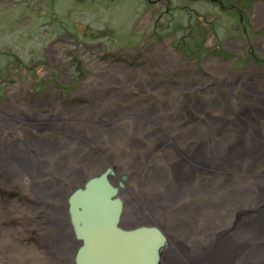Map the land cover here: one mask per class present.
Segmentation results:
<instances>
[{
	"label": "rangeland",
	"instance_id": "rangeland-1",
	"mask_svg": "<svg viewBox=\"0 0 264 264\" xmlns=\"http://www.w3.org/2000/svg\"><path fill=\"white\" fill-rule=\"evenodd\" d=\"M263 47L264 0H0V136L5 137L0 144L9 138L2 134L3 128L10 127L9 122L15 120L18 109L25 108L27 99H41L36 105L39 112L44 108L54 112L45 122L49 130L41 126L37 134H25L22 140L27 146H13L14 153L5 150V145L0 146V202L14 204L17 212L0 221V230L7 227L4 224L10 228L9 235H0V264H32L36 258L46 257L53 250L44 244L45 236L52 234H46V229L57 235H70L75 243V256L80 241L74 232L66 233L63 213L55 211L64 209L69 213V198L63 196L83 182V174L72 167L78 166L79 155L89 152L90 142L96 141L115 151L119 148L120 139L113 141L103 129L110 116L124 117L122 122L131 125V116L146 106L147 111H143L146 115L151 113L166 122L174 118L177 123L193 127L191 132L198 136L193 143L196 148L211 152L216 146L221 154L215 157L232 163L239 161L233 152L241 145L263 147ZM229 75L237 77L234 83L229 82L226 77ZM132 82L133 89L129 87ZM224 90L231 93L234 104L230 106L234 110L211 127L212 119L199 111L215 106L223 109L230 100L223 95ZM117 93L125 95L121 96L125 97L124 103L104 107L107 100L117 99L114 97ZM97 106L104 114L93 117L92 110ZM80 107L88 111L83 113L86 116L75 114L81 112ZM69 117L73 119L70 121ZM37 121L33 120L32 127H36ZM227 123L239 124L243 129L231 134L224 129ZM195 124L200 125L194 127ZM202 124L209 128V134L207 128H203L205 132L199 128ZM257 141L260 142L253 144ZM35 142L37 145H32ZM39 155L63 162L61 172L69 183L63 185L61 193L57 189L53 192L50 186L40 189L33 186L34 194L28 193L20 188L22 183L12 180L20 174L16 166L24 159L48 163L36 158ZM173 163L177 165V161ZM177 167L185 170L181 164ZM118 171L122 178L125 174L130 178L127 171L120 167ZM172 173L167 171L163 175L169 177ZM232 173L224 171L227 179ZM194 175L190 182L192 179L196 185L214 181L205 175L200 176L199 183V174ZM56 179L60 184L58 175ZM132 183L136 184L123 187L121 193L126 211L141 189L138 182ZM216 186L219 187L217 183ZM249 188L245 184L243 194L237 189L238 201L240 197H249ZM186 200L185 204L174 206L179 208L176 213L187 210L189 200ZM42 201L50 207L57 201V205L43 215L37 212L24 215L34 210L31 203L42 206ZM260 206L250 212L257 210V217L264 219V201ZM238 215L241 222L236 224L237 229L248 230L253 218L248 213ZM139 222L127 220L124 215L126 226ZM163 229L170 232L167 224ZM34 236H39L42 244L38 250L31 243ZM174 236L177 237L174 240H182L178 244H184L176 253L185 252L187 256L196 254L203 241L209 244L214 241V235L212 240H206L211 235ZM3 239L7 241L6 247ZM250 242L256 245L253 239ZM52 245L56 250L55 261L62 264L72 248L65 245L60 251L57 242ZM61 252L65 254L63 260Z\"/></svg>",
	"mask_w": 264,
	"mask_h": 264
},
{
	"label": "bare ground",
	"instance_id": "bare-ground-1",
	"mask_svg": "<svg viewBox=\"0 0 264 264\" xmlns=\"http://www.w3.org/2000/svg\"><path fill=\"white\" fill-rule=\"evenodd\" d=\"M226 77L230 83H234L237 78L230 75ZM122 81L127 82L126 80ZM231 86L233 85L231 84ZM129 87L133 89V82L129 84ZM223 95L228 96V99H230L226 101L223 109H218L215 106L214 108H202L199 111L212 119L211 127H213V124L218 125V123H221V119L230 116L228 112L234 110V106H230V104H234L231 93H225L224 90ZM121 96L125 95L123 93L115 94L114 97L117 99L107 100L103 106L106 107L116 102L124 103L125 97L122 98ZM40 100L33 97L27 99L26 102L28 103L25 102V108L18 109L14 114V118L12 117L15 120L9 122L10 127L8 129L3 128L2 134L9 136V138L4 142L5 144H0V146L5 145V150H8L9 153H14L12 151L13 146H19V148L23 145L24 147L27 146L22 138H25L28 133L37 134L38 131L36 130H39L41 126H45L49 130L45 122L54 116V112H48V109L45 110V108L39 112L36 105L40 104ZM98 107L92 110L93 117L104 114V111L97 110ZM82 108H79L81 112L75 114L82 117L86 116L83 113L88 111H84ZM141 109V112L137 111L136 114L131 116V125L122 122L124 117H102L107 118L105 121L106 127H103L104 131L113 141L119 138L120 146L115 151L111 147L100 145L96 141L90 142L89 152L82 156L79 155L78 166L72 167L78 174H83L84 180L80 185L77 184L73 189L71 188V192L65 193L63 197L65 199L69 198L73 191L83 187L90 178L98 176L111 168L108 177L111 183L118 187V195L123 200L120 225L124 228H134L140 225H153L161 228L164 234L167 235V242L161 252L163 264H264V219L261 216L257 217V214H255L257 210L250 212L255 207L261 208L260 203L264 201V198H259L264 196V176H262V173H264V146L246 147L248 143L241 145L233 152L238 156L245 154L241 157L233 154L239 161L232 163L223 156L226 160L224 161L221 156H219L220 158L215 157L219 152L218 147L215 146L210 152L209 150L201 151L199 147L194 146V139L198 136L191 132L192 129L190 128L193 127L177 123L174 118L166 122L151 113L146 115L147 112H143L147 111L146 106L141 107ZM96 110L97 115L95 114ZM144 117H147V119ZM69 118L70 121L73 119V117ZM33 120H38L35 122V128L32 127ZM199 125L195 124L193 126L198 127ZM199 128L202 129V132H205L203 128H207V134L210 133L206 125L202 124ZM224 129L226 131L230 130L233 134L242 130L243 127L239 124L227 123ZM48 134L49 132L46 133V135ZM3 138L5 137L0 136V140ZM258 142L260 141L253 142V144ZM32 145H37V143L35 142ZM82 152L84 151L82 150ZM44 157L47 156L39 155L36 158L46 162L47 159H44ZM174 161H177L175 166L172 165ZM240 161L243 162V165H240ZM47 162L44 165V163H38L37 159H24L16 166L20 174L12 177V180L17 184L22 183L20 188L28 193L34 194L31 189L33 186L39 189L50 186L49 189L53 192L57 189L61 193L63 185L69 183L67 177L61 172L63 162L55 157L51 160L48 159ZM178 164L183 165L188 172H185L181 167L178 168ZM119 167L122 171H127L130 178L127 174L122 178L119 175ZM99 169L101 171L98 173ZM227 170L233 172L230 179H227L224 175V171ZM167 171L173 172V175L169 177L163 175ZM52 172L58 175L61 185L58 184L56 175ZM194 172L199 174V183L200 176L205 175L212 177L215 182L211 180L208 184L202 181L201 185H196L191 179V182L196 185L194 187L190 182V177L196 175H194ZM118 178L120 180L122 178V180L117 182ZM132 181L138 182L141 189L136 193L135 198L131 200L132 203L126 211L125 200L121 193L123 187H131L136 184ZM216 183L219 187L216 186ZM245 184L251 187V189L249 188V197H240V201H238L235 195L237 189L241 193L245 192ZM204 186L212 191L205 189ZM187 198L189 200L187 210H184L182 214L176 213L179 208L174 206L185 204ZM55 204L57 205V201H55ZM55 204L50 207L49 204H45L43 201L42 206L36 202L31 203L30 205H34V210L30 209L29 213H24V215L31 216L34 212L43 215L47 210L54 209ZM14 207L15 205L10 202L6 204L0 202V221L2 218L7 220L12 214L16 215L17 212ZM173 208L175 209L171 213L170 211ZM55 213H63V218L66 216V220L61 219L66 225V233L72 234L74 227L70 221V214L65 212L64 209L56 210ZM239 213L244 215L248 213L253 218L248 230L237 229L236 224L241 222ZM124 215H126L127 220L129 218L139 219L141 222L126 226L123 224ZM56 216L58 217V215ZM148 218L153 219V221H146ZM165 224L170 227V232L166 233L163 229ZM4 225L8 227V224ZM177 225H180V227H177ZM7 227H2L0 235H9L10 228ZM45 233H52L45 236L47 240L44 239V244H49L53 247V250H49L48 255H45L46 257L36 258L32 264H57L55 261L56 250L52 245L55 242H57L58 245L56 246L60 251H63L65 245L75 251V243H72L70 235H57L56 232L47 229ZM174 235H211V238L207 237L206 240H212L214 235V241L212 244L203 241L196 254L187 256L185 252L176 253V250L183 247L184 244H178L182 240H174L173 238H177ZM37 238L39 239V236ZM251 239L254 240L256 245L251 244ZM6 242V239H3L4 246ZM64 255L62 253V260ZM67 261L64 260L63 262L66 264ZM63 262L62 264H64Z\"/></svg>",
	"mask_w": 264,
	"mask_h": 264
},
{
	"label": "water",
	"instance_id": "water-1",
	"mask_svg": "<svg viewBox=\"0 0 264 264\" xmlns=\"http://www.w3.org/2000/svg\"><path fill=\"white\" fill-rule=\"evenodd\" d=\"M110 173L108 168L93 176L69 196L70 221L80 241L75 264H163L167 235L153 225H120L123 200Z\"/></svg>",
	"mask_w": 264,
	"mask_h": 264
},
{
	"label": "flooded vegetation",
	"instance_id": "flooded-vegetation-1",
	"mask_svg": "<svg viewBox=\"0 0 264 264\" xmlns=\"http://www.w3.org/2000/svg\"><path fill=\"white\" fill-rule=\"evenodd\" d=\"M33 238H35V236ZM31 243L37 246V250L42 247V244L41 242H39V239L37 237L34 239V241L31 238ZM68 259H69V264H74V251H72L71 254H68V257L65 258V260H68Z\"/></svg>",
	"mask_w": 264,
	"mask_h": 264
}]
</instances>
